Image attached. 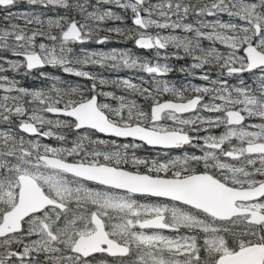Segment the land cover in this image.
I'll return each mask as SVG.
<instances>
[{"label":"snow or ice","instance_id":"snow-or-ice-1","mask_svg":"<svg viewBox=\"0 0 264 264\" xmlns=\"http://www.w3.org/2000/svg\"><path fill=\"white\" fill-rule=\"evenodd\" d=\"M108 5L134 27H106L126 18ZM0 13V264H264V0H0ZM121 40L156 61L83 47ZM161 57L188 62L179 85ZM48 66L91 83L60 87ZM34 71L51 84L7 74ZM142 145L166 151L129 154Z\"/></svg>","mask_w":264,"mask_h":264},{"label":"rangeland","instance_id":"rangeland-1","mask_svg":"<svg viewBox=\"0 0 264 264\" xmlns=\"http://www.w3.org/2000/svg\"><path fill=\"white\" fill-rule=\"evenodd\" d=\"M153 2H156V0H153ZM113 6L116 7L115 5H113ZM19 7L21 9L29 8V6L26 3H22ZM34 10L40 11V9H38V8H35ZM41 11L47 12V10H43V9H41ZM115 11L121 15H125L126 16L125 20L123 22H121V21H108L107 24L105 25L106 27H113V26H120V27H125V28L133 27L131 19H130V16H131L130 11L128 13H124V11L121 9H118ZM50 13H52V12H47V14H50ZM0 15H2V14H0ZM53 16H55V14H53ZM126 21H130L131 23L128 25H125ZM115 22H116V24H114ZM104 34H106V33H101V35H104ZM162 34H167V33H162ZM111 35H113L114 39L120 40L119 37H115V34H111ZM45 43H48V41H45ZM73 47L78 51L79 48L81 47V45H73ZM83 47H86L90 50H101V51H105V52L110 51L113 48H116L119 50H131V52L134 55L140 56L141 58H147L149 60H152L153 62H155L157 59V57L155 56L154 50L145 51L142 49L143 51H140L137 47H135L134 41H132V40H128L126 42L121 40V42H119V43H108L105 45H97L95 43H89L87 45H84ZM160 63H162V64L163 63H169L174 69L173 71L169 72L165 77H160V79H166L170 83H174L177 85H179L184 80L183 75L179 72V68L182 65L186 66L188 63L187 61H183V60L182 61H176L174 59H170V60L165 61L161 57ZM84 70L99 74V75H101L104 78L109 79V80L116 79V78H129V79H132L133 82H135V83H140V80H139L140 76H144L146 80L149 79L147 74L137 72L136 70H129V69H122V70H118V71H113L110 69L100 68L99 66H87ZM41 71L48 72L50 75H53V76H58L60 78L58 86H60V87L85 85V84L90 85V83H91L90 81H86L82 78L66 74L59 68H53V67L48 66V67H45L44 69H41ZM7 74L9 76H15V78L17 80H19L21 85H24V86L30 87V88L47 87L51 84V81H45L43 78L39 77L38 71H34L31 76H27V77H25L23 75H17L15 73H11V72H9ZM192 82L196 83V84L204 83L203 81H200V80H193ZM231 82L237 83V81H235L234 79L231 80ZM249 83H251V81H249ZM145 86H147V85H145ZM98 90L116 91L117 95L122 94L120 90H115L109 86H104L102 89H98ZM0 94H2V93H0ZM132 98H136L137 102L140 103L141 105L146 106V104H147V102L144 101L142 98L129 97V99H132ZM168 98H171V97H169V96L162 97V99H168ZM100 100L103 101L104 98L100 97ZM106 102L111 103L113 105L118 104V101H113L110 98ZM185 115H190V114H185ZM250 122L259 123L258 120L250 121ZM222 130L223 129H216L215 132H216V134H219ZM32 138L35 139V137H32ZM42 143L50 144L53 146H56L58 144V142L55 141L54 139H43V138H42ZM118 143H138V142L120 141ZM128 151H129V154H131L132 152H135V154L141 158H158V157H162L164 151H166V150H162V151L159 149L152 150V149H148L142 145L140 148H136V149L130 148ZM180 151L181 150H177L175 152H171V154L176 155V154H179Z\"/></svg>","mask_w":264,"mask_h":264},{"label":"trees","instance_id":"trees-1","mask_svg":"<svg viewBox=\"0 0 264 264\" xmlns=\"http://www.w3.org/2000/svg\"><path fill=\"white\" fill-rule=\"evenodd\" d=\"M108 7H111L114 11H115V10H118V8L114 7L113 5H109ZM130 23H131L130 21H126V22H125V25H128V24H130ZM114 24H116V22H115ZM99 99H100V98H99Z\"/></svg>","mask_w":264,"mask_h":264},{"label":"flooded vegetation","instance_id":"flooded-vegetation-1","mask_svg":"<svg viewBox=\"0 0 264 264\" xmlns=\"http://www.w3.org/2000/svg\"><path fill=\"white\" fill-rule=\"evenodd\" d=\"M38 9H40V8H38ZM14 11L16 10V9H13ZM37 11V10H36ZM40 11H41V9H40ZM37 12H39V11H37ZM0 14H2V13H0ZM53 14H56L54 11H52V13H50V14H48V15H53ZM117 142H120L119 140H117ZM175 151H177V150H171V152H175Z\"/></svg>","mask_w":264,"mask_h":264},{"label":"water","instance_id":"water-1","mask_svg":"<svg viewBox=\"0 0 264 264\" xmlns=\"http://www.w3.org/2000/svg\"><path fill=\"white\" fill-rule=\"evenodd\" d=\"M107 138V137H106ZM117 139H120V140H131V138H128V139H123V138H117ZM139 142V141H138ZM148 146V145H146ZM148 147H151V146H148Z\"/></svg>","mask_w":264,"mask_h":264}]
</instances>
